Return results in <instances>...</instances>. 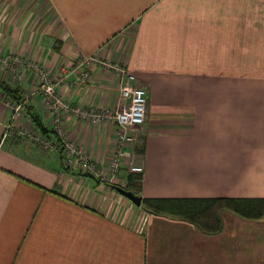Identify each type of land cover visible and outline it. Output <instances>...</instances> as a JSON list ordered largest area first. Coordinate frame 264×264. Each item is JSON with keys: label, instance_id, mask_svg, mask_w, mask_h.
I'll return each mask as SVG.
<instances>
[{"label": "crops", "instance_id": "0c3cea01", "mask_svg": "<svg viewBox=\"0 0 264 264\" xmlns=\"http://www.w3.org/2000/svg\"><path fill=\"white\" fill-rule=\"evenodd\" d=\"M15 51L56 79L67 73L58 90L73 104H119L120 74L106 62L133 73L148 102L106 181L41 147L30 111L104 175L116 123L65 114L54 133L36 96L10 131L0 87V264H264V0H0V56ZM84 56L98 59L80 82ZM36 78L0 62V79L23 93ZM240 204L251 216L231 208ZM217 206L198 222L220 230L192 220Z\"/></svg>", "mask_w": 264, "mask_h": 264}, {"label": "built area", "instance_id": "2783aa9c", "mask_svg": "<svg viewBox=\"0 0 264 264\" xmlns=\"http://www.w3.org/2000/svg\"><path fill=\"white\" fill-rule=\"evenodd\" d=\"M95 56H84L78 63L82 67L80 82H85L89 77V71L85 65L89 62L96 61ZM0 62L11 70L15 75L21 67L32 69L38 75L36 86L25 94V99L31 96H40L44 107L50 112L52 122L55 125V131L62 134L59 128L62 116L70 114L74 117L85 119L89 122H114L117 124V145L109 165L108 174L104 175L103 171L98 167L97 163L91 159L84 147L74 140L62 139L50 135H37V140L43 148L49 150L61 151L65 163L69 166H77L79 169L88 174L100 176L106 181H112L121 167L122 154L124 148L133 141L134 137L129 129L142 124L147 116V91L146 89L135 83L136 76L127 71V69L117 63L106 62L111 68L116 69L120 74L119 83V104L112 109L98 108L93 106H81L71 103L58 90V84L66 79V75L56 79L52 72L44 67L41 63H31L23 60L19 54L15 56L7 55L1 58ZM66 71L65 68H62ZM7 106L11 109V114L7 128L10 131H16L17 121L23 116V102H15L11 98L5 99ZM28 133V131L26 132ZM58 133V134H59ZM58 139H61L60 141ZM133 172H143V166L134 164L131 166Z\"/></svg>", "mask_w": 264, "mask_h": 264}, {"label": "trees", "instance_id": "16d2710c", "mask_svg": "<svg viewBox=\"0 0 264 264\" xmlns=\"http://www.w3.org/2000/svg\"><path fill=\"white\" fill-rule=\"evenodd\" d=\"M0 87L3 91L5 99L11 98L15 102H23V104L25 105V97H24L23 92L20 89V87H17L15 85L9 83L7 80H3V79H0ZM30 112H31L30 113L31 119H32L33 123L36 125V127L38 128V130L43 134L46 133V134L50 135L49 130L42 124L41 119H40V115L37 112H34L33 110H31ZM52 130H53L52 132H54V133L56 132L54 129H52ZM58 140L60 141L61 139H58ZM58 152L61 153V151H58ZM140 178H141V175L134 178L133 182L136 184H139L137 186H140V182H141ZM215 201H213V203H215ZM222 208H225V206H217V207H213V208L207 207V209L204 210L205 212L203 211L204 212L203 214L198 213L199 216H197V218L194 216L195 215V213H194L192 220L196 221L197 225L204 231H209V232L210 231H218L221 229L220 223H215L217 225L211 226L209 223H206V222L202 223L200 221L198 222V220L204 219L203 216L207 215L206 213L208 211H210V209H211L213 214H216ZM231 208H233V210L235 212H237L243 216H251L250 210L247 207H245L244 204H240L238 206L231 207Z\"/></svg>", "mask_w": 264, "mask_h": 264}, {"label": "rangeland", "instance_id": "374dc122", "mask_svg": "<svg viewBox=\"0 0 264 264\" xmlns=\"http://www.w3.org/2000/svg\"><path fill=\"white\" fill-rule=\"evenodd\" d=\"M16 54H19L20 56H22L23 57V60H25V61H28V62H31V63H40L38 60H35V59H31L30 57H29V55L28 54H24V53H21L20 51H15V53H11L10 54V56H15ZM7 56V54L6 55H4V57H6ZM1 57V56H0ZM1 58H3V57H1ZM4 65V64H3ZM6 67V66H5ZM24 67H26V66H23V67H21V68H24ZM7 68V67H6ZM20 68V69H21ZM8 70H9V72H11V70L9 69V68H7ZM19 69V70H20ZM12 74H14L13 72H11ZM14 76V75H13ZM36 79L38 80V75L36 74ZM37 83V82H36ZM29 91L30 90H25L24 91V93H23V95H24V97H25V94L26 93H29ZM32 97H34V96H31V97H29V98H26L25 100H27V99H31ZM42 104H43V102H42ZM25 105H26V103H25ZM23 110H24V104H23ZM133 130H134V128H131V129H129V131H130V133H132L133 132ZM27 131L28 132H32V130L30 129V128H27ZM40 134V136L42 135H45L46 133H37V135H39ZM27 135V134H26ZM47 135V134H46ZM133 135V134H132ZM28 136V135H27ZM28 137H31V136H28ZM133 137H134V135H133ZM34 140H36L38 143H39V145L42 147V145L40 144V141L39 140H37V139H34ZM46 149V148H45Z\"/></svg>", "mask_w": 264, "mask_h": 264}, {"label": "water", "instance_id": "95a60500", "mask_svg": "<svg viewBox=\"0 0 264 264\" xmlns=\"http://www.w3.org/2000/svg\"><path fill=\"white\" fill-rule=\"evenodd\" d=\"M122 193L128 196L131 200H133L137 205L141 204V197L137 193L133 192L132 190H127L124 188H119Z\"/></svg>", "mask_w": 264, "mask_h": 264}]
</instances>
